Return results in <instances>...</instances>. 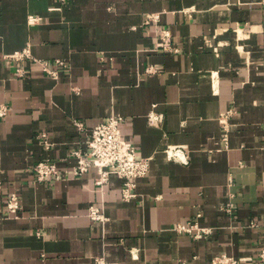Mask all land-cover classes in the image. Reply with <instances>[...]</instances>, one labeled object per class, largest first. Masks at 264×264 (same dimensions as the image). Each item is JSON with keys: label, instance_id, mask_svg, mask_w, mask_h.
I'll return each mask as SVG.
<instances>
[{"label": "crops", "instance_id": "obj_1", "mask_svg": "<svg viewBox=\"0 0 264 264\" xmlns=\"http://www.w3.org/2000/svg\"><path fill=\"white\" fill-rule=\"evenodd\" d=\"M31 14L41 19L31 22ZM150 14L156 18L148 23ZM26 47L68 65L54 62L55 77L31 58L8 57ZM5 102L0 264H257L264 246L262 0H0ZM223 113L230 114L228 146ZM113 114L125 117L123 132L139 156L151 158L130 200L118 175L102 186L96 168L70 172L72 151ZM169 146L183 148L186 160L170 158ZM45 158L63 168L61 180L36 179L33 166ZM13 194L16 212L8 209ZM92 205L104 206L107 219H92ZM200 212L210 233L176 229Z\"/></svg>", "mask_w": 264, "mask_h": 264}, {"label": "built area", "instance_id": "obj_2", "mask_svg": "<svg viewBox=\"0 0 264 264\" xmlns=\"http://www.w3.org/2000/svg\"><path fill=\"white\" fill-rule=\"evenodd\" d=\"M64 2L66 0H63ZM264 4V0H262ZM154 14L148 16L147 22L150 23L151 19H155ZM40 16L37 14H31L29 20L31 22H37L40 20ZM164 35H168L164 31ZM12 60L19 62L26 58H31L36 62H40L43 65L44 70L51 76H57L58 71L55 70L52 65L57 63L60 65H68L66 60L57 58L54 62L50 60H40L34 57L31 53L30 47H26L22 50L15 51L8 55ZM149 71H153V68H149ZM18 76L25 74L24 67H20L16 70ZM11 112V106L8 103L0 104V118L7 117ZM229 113H223L221 116V122L224 126L225 133L223 135L226 146L229 143V127L227 124ZM158 117V116H157ZM125 117L118 114L111 115L107 120L99 122L89 133V136L85 140V147H77L72 151V155L76 158V163L73 165L70 172L73 176H81L89 172L92 168H96L99 175L96 178V182L99 185H105L109 183L112 175H118L123 178V197L126 200H130L135 197L137 193L135 188L137 186V179L145 177L151 168V158L139 156L138 149L135 143L130 140L123 132V123ZM80 128H84L83 122H78ZM42 139L47 148L52 147V143L49 140V136L46 132L42 133ZM167 154L170 158L185 161V150L181 147L169 146L167 148ZM36 172V179L41 182L55 183L61 180L64 176L63 168L60 167L56 160L51 158H45L36 162L33 166ZM20 207L19 197L13 194L8 203V209L10 212H16ZM90 216L97 221H104L107 219L104 206L92 205L90 207ZM202 213L197 214V218L190 220L186 223H179L176 225V229L180 232H187L195 235L196 237H202L206 233H210L211 229L199 224V218ZM98 264H118L116 262H108L104 258H97ZM233 264H239L238 260H233ZM191 264V263H181ZM257 264H264V246L260 252Z\"/></svg>", "mask_w": 264, "mask_h": 264}]
</instances>
